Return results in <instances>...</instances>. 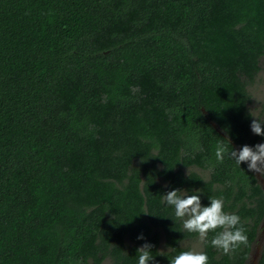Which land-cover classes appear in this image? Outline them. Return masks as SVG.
I'll return each instance as SVG.
<instances>
[{
    "label": "trees",
    "instance_id": "1",
    "mask_svg": "<svg viewBox=\"0 0 264 264\" xmlns=\"http://www.w3.org/2000/svg\"><path fill=\"white\" fill-rule=\"evenodd\" d=\"M261 56L264 0H0V264H137L145 243L169 264L198 235L173 189L240 217L247 246L209 232L199 251L243 264L264 193L215 149L264 142L247 106Z\"/></svg>",
    "mask_w": 264,
    "mask_h": 264
},
{
    "label": "clouds",
    "instance_id": "2",
    "mask_svg": "<svg viewBox=\"0 0 264 264\" xmlns=\"http://www.w3.org/2000/svg\"><path fill=\"white\" fill-rule=\"evenodd\" d=\"M264 120L255 118L250 124L251 131L260 136H264ZM235 160L239 166L242 162L247 163L250 171L259 173L264 177V142L250 147L243 145L238 151L228 149L223 143H218L215 149V156L218 162H223L225 155ZM198 192V191H196ZM210 204L202 206L200 196L189 195L187 191L173 189L163 195V201L174 208V215L183 223V228L189 233H197L199 239L207 242L209 232H214L210 243L213 247L229 254L239 246L248 245V237L243 227L240 225V217L236 214L225 213L223 210V200L221 198L210 197ZM221 229V231H216ZM143 239V236H138ZM152 245L143 244L137 249L139 253L137 264H149L153 260L151 255ZM169 264H208V256L203 251H181L177 255L168 258Z\"/></svg>",
    "mask_w": 264,
    "mask_h": 264
},
{
    "label": "rangeland",
    "instance_id": "3",
    "mask_svg": "<svg viewBox=\"0 0 264 264\" xmlns=\"http://www.w3.org/2000/svg\"><path fill=\"white\" fill-rule=\"evenodd\" d=\"M259 66V70L247 86L250 94V100L247 103L250 111V122L255 118L264 120V56L260 57ZM262 128H264V125H262ZM191 168L200 173H205V171L201 170L199 167L192 166ZM254 174L264 193V177H261L260 174L256 172H254ZM160 242H162V239H160ZM183 242L188 246V251H199L201 249V240L198 235L194 238L184 240ZM262 246H264V215L258 227L255 240L251 244L249 256L243 264H256V259ZM109 263L110 259L105 257L100 264Z\"/></svg>",
    "mask_w": 264,
    "mask_h": 264
}]
</instances>
